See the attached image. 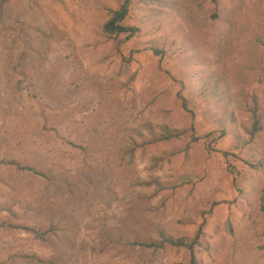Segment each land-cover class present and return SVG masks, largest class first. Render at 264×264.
<instances>
[{
    "label": "rangeland",
    "instance_id": "rangeland-1",
    "mask_svg": "<svg viewBox=\"0 0 264 264\" xmlns=\"http://www.w3.org/2000/svg\"><path fill=\"white\" fill-rule=\"evenodd\" d=\"M122 1L4 7L0 264L186 263L138 243L200 226V264H264L250 218L264 163L243 159H262L260 140L235 148L251 108L264 120V0H129V38L103 28Z\"/></svg>",
    "mask_w": 264,
    "mask_h": 264
},
{
    "label": "trees",
    "instance_id": "trees-1",
    "mask_svg": "<svg viewBox=\"0 0 264 264\" xmlns=\"http://www.w3.org/2000/svg\"><path fill=\"white\" fill-rule=\"evenodd\" d=\"M8 1L9 0H0V21H2V18L4 17V7ZM128 9H129V0H123L122 3L120 4V6L116 10H113L111 17L103 25V28L106 31L115 32V33H119V34L120 33H128V35H127L128 38L131 37L133 35L135 29L132 27L123 26L121 24L123 18L128 13ZM253 105H255L254 102H253ZM250 111H251V116H250L251 120L247 125L243 126V131L247 135V138L242 137L241 140L239 141V143L235 146V148L238 150H242V148H244L246 145H248V146L251 145L249 143L250 141L254 142V141H256L255 139L260 140V143L258 142V147L260 149V152L262 153V159L259 161H255L254 159H251L248 161L246 158H243L246 161L247 165L251 166L252 168H258L261 163H264V120L261 119L260 115L257 113V110L255 111V107L251 108ZM231 117H232V115H231ZM164 130H165L166 134L164 136H162L161 141L174 139L175 137H179L181 134L184 133V131H178V130H175V131H170L168 129H164ZM225 133H227V131H225V129H221L220 132L217 135L212 136V138L214 139V141L217 142L218 140H220L224 137ZM211 134H212V132L208 131V133H206L207 136H205V137L209 138L208 135H211ZM228 136H230L229 133H227V137ZM261 142H262V144H261ZM221 147H223V148H221ZM221 147L219 144L216 143V146L214 147V149L216 151H221L223 156H228V155H230V156L234 155L235 156V155H237L235 152H233L232 153L233 155H231L226 150H223V149H231L229 145H224V146L222 145ZM252 151H253V149H251V151L249 153H251ZM129 153H130V156L132 157L131 151ZM164 153L165 154L161 155L160 157L154 156V160L152 162L151 168H154L155 166H157L159 161L163 160L164 157L169 158L168 157L169 154H171V155L176 154V152L172 151V150H168ZM246 156H249V155L244 154V157H246ZM233 167H234V165H233ZM29 169H31V168H29ZM185 175H183V177L181 176L183 181H185L188 178H190V179L193 178L192 175H187L186 177H185ZM195 179H196V177H195ZM195 179H192V182H195ZM179 181L183 182L181 180H179ZM175 182H176V185L179 184V182H177V180ZM139 183H140V185L153 184L156 186V190H157V186H158V190H163L165 187L174 186L173 182H166V183L165 182H159L157 179H151V180L139 182ZM255 198H256V205L253 206V211L251 212L250 218L256 227L259 224L262 225L261 230H258V232H257V236H259L258 237L259 238L258 249L261 251L262 256L264 257V191H260L258 194V197L256 196ZM230 204H233V201ZM214 205L215 204L212 203L210 205L211 207L209 208V210H211ZM209 210L204 211L203 212L204 215H207L209 213ZM0 224L5 225L4 222H1ZM9 225L11 227H14V228H19V229L23 228V230H25L27 232H32L33 234L38 233L37 229H35L31 226H28V225H20V224H9ZM202 236H203V230H202V227L200 226L192 237H190V236L173 237L170 235L161 234V240H159V241L141 242L138 244H140L141 246H145V247L162 248L167 243V244L174 246V247L185 248L188 252L187 262L186 263L177 262L175 264H200V259L198 258L197 254H198V252L201 251L200 249H202L204 247L203 243H202Z\"/></svg>",
    "mask_w": 264,
    "mask_h": 264
}]
</instances>
